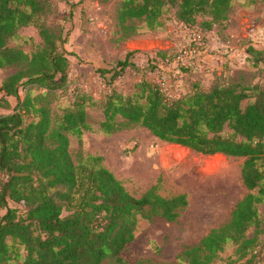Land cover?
I'll list each match as a JSON object with an SVG mask.
<instances>
[{"label": "trees", "instance_id": "trees-1", "mask_svg": "<svg viewBox=\"0 0 264 264\" xmlns=\"http://www.w3.org/2000/svg\"><path fill=\"white\" fill-rule=\"evenodd\" d=\"M46 2L0 0V67L17 66L0 85L4 94L18 96L24 78L27 83L58 88L67 76L69 52L58 48L61 35L38 23ZM231 4L232 0H121L117 19L128 34L137 30L133 19L158 28L163 25L161 16L173 5L176 19L187 25L198 24L200 15L209 16L202 27L210 30L227 17ZM31 23L39 26L44 45L29 54L9 42L20 35L21 26ZM247 51L254 65L263 58L264 50L253 44ZM132 54L130 50L116 65L100 67L101 75L112 83L134 64ZM40 100L41 95L27 92L13 111L0 114V207L6 208L0 213V264H102L106 258L120 262L140 215L167 220L179 216L188 204L186 193L164 196L152 189L136 196L100 155L74 161L68 134L81 137L90 129L84 99L75 101L56 121ZM103 106L104 131L119 128L117 118L121 117L145 126L162 140L204 154L244 156L243 181L257 191L248 192L226 224L188 247L184 255L187 264H212L228 242L237 244L241 257L256 251V234L249 236L248 230L258 225V205L264 201L261 85L221 76L209 87L197 83L191 91L172 97L159 83L143 80L130 95L113 90ZM26 114L32 116L28 121ZM10 200L19 205L10 206Z\"/></svg>", "mask_w": 264, "mask_h": 264}, {"label": "rangeland", "instance_id": "rangeland-1", "mask_svg": "<svg viewBox=\"0 0 264 264\" xmlns=\"http://www.w3.org/2000/svg\"><path fill=\"white\" fill-rule=\"evenodd\" d=\"M120 2L47 0L38 23L61 35L58 48L69 52L67 76L58 88L27 83L24 78L18 96L0 90V114L13 111L18 99L27 92L41 95L40 103L49 106L54 121L74 107L75 101L84 99L90 129L81 137L68 134L69 149L76 163L89 154L100 155L103 164L136 196L156 189L164 196L186 193L188 197V204L175 220L140 215L134 238L120 253L123 260L106 258L102 264H187L184 251L226 224L236 204L248 192L257 191L250 190L243 181L245 157L204 154L162 140L145 126L121 117L117 118L119 128L104 131L103 103L113 90L133 94L143 80L159 83L172 97L191 91L197 83L209 87L221 76L264 88V53L256 65L247 59L248 45L264 50V0H232L227 17L210 30L202 27L209 16L200 15L198 24L187 25L176 19V7L169 5L161 16V27L150 28L143 19H133L137 26L133 34H128L118 22ZM36 23L21 26L20 35L10 45L29 54L39 50L44 38ZM192 38L202 43L201 53L183 61L174 59ZM130 50L134 64L109 83L101 75L100 67L116 65ZM16 69L15 65L0 67V85ZM31 117L24 116L26 121ZM261 163L264 168V157ZM9 205L19 204L10 200ZM258 206L259 223L248 230L249 236L256 234V251L241 257L236 251L237 244L228 242L212 264H264V201ZM5 211V207H0V213Z\"/></svg>", "mask_w": 264, "mask_h": 264}, {"label": "built area", "instance_id": "built-area-1", "mask_svg": "<svg viewBox=\"0 0 264 264\" xmlns=\"http://www.w3.org/2000/svg\"><path fill=\"white\" fill-rule=\"evenodd\" d=\"M195 39L192 38L189 46L185 47L182 53L177 54L174 59L178 61L185 60L188 56H194L199 53H201V50H199V45L202 43L194 41ZM2 176V173L0 172V178Z\"/></svg>", "mask_w": 264, "mask_h": 264}, {"label": "crops", "instance_id": "crops-1", "mask_svg": "<svg viewBox=\"0 0 264 264\" xmlns=\"http://www.w3.org/2000/svg\"><path fill=\"white\" fill-rule=\"evenodd\" d=\"M216 61L218 62V58H217V60H216ZM197 62H198V61H197ZM211 62H215V61H214V59H212V60H211Z\"/></svg>", "mask_w": 264, "mask_h": 264}]
</instances>
